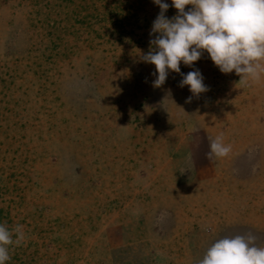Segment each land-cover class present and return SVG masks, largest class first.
Returning <instances> with one entry per match:
<instances>
[{"label":"rangeland","instance_id":"rangeland-1","mask_svg":"<svg viewBox=\"0 0 264 264\" xmlns=\"http://www.w3.org/2000/svg\"><path fill=\"white\" fill-rule=\"evenodd\" d=\"M159 11L0 0V223L24 233L7 264H198L249 233L264 247V77L239 81L205 51L208 91L175 72L153 87ZM221 134L230 153L207 158Z\"/></svg>","mask_w":264,"mask_h":264},{"label":"clouds","instance_id":"clouds-1","mask_svg":"<svg viewBox=\"0 0 264 264\" xmlns=\"http://www.w3.org/2000/svg\"><path fill=\"white\" fill-rule=\"evenodd\" d=\"M159 7L150 37V50L143 54L145 63L154 65L153 87L163 85L169 72L182 75L180 86H187L192 96L208 91L199 69L194 68L203 52L221 73L240 76L239 81L259 82L264 77V0H171L176 15L168 18V0H152ZM186 6H190L186 10ZM181 62L193 67L181 73ZM191 96L186 102L191 100ZM206 157H226L231 145L218 135L209 142ZM22 225L9 229L0 223V264L11 259V245L24 240ZM15 235V239L13 236ZM257 237L224 236L215 240L198 264H264V247Z\"/></svg>","mask_w":264,"mask_h":264}]
</instances>
